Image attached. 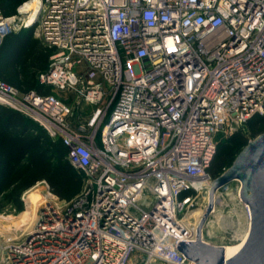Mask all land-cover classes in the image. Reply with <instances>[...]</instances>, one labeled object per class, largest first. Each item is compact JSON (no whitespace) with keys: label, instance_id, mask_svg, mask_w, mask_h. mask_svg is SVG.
Returning a JSON list of instances; mask_svg holds the SVG:
<instances>
[{"label":"built area","instance_id":"1","mask_svg":"<svg viewBox=\"0 0 264 264\" xmlns=\"http://www.w3.org/2000/svg\"><path fill=\"white\" fill-rule=\"evenodd\" d=\"M37 17L52 91L0 80V104L61 139L85 183L2 226L0 264H197L178 244L196 238L217 137L264 115V0H40ZM13 18L0 6V47Z\"/></svg>","mask_w":264,"mask_h":264},{"label":"rangeland","instance_id":"2","mask_svg":"<svg viewBox=\"0 0 264 264\" xmlns=\"http://www.w3.org/2000/svg\"><path fill=\"white\" fill-rule=\"evenodd\" d=\"M30 1L31 0H0V6L4 17L14 16L9 22L8 27L15 36L23 37L30 31L31 27L33 28L32 33H29L31 40L30 48L20 61H9L10 54L8 46L12 44L9 37L6 38L4 45L0 47V80L14 86L21 92L36 87L40 65L48 64L51 56L56 51V49L42 36L39 17H37L31 25L27 26L25 24L24 20L28 16V13L23 11L22 7L26 2ZM54 94L59 96L60 92L54 90ZM94 108L95 105L92 104H83L82 106V109L88 113L92 112ZM79 113L80 110L77 109L76 114ZM234 133H222L217 137L220 150L209 170L212 181L232 166L236 158L249 142L264 133V122L258 126L249 122L244 127V140H234ZM43 181L44 180L39 181L27 189L29 190L27 203L23 201L24 209L22 211H17L10 205H7L0 212V215L19 216L20 213L27 210L29 204L36 207L43 199L44 195H48L49 191L58 198L59 202H65L64 199H61L51 190L46 180L47 184ZM240 188V181L235 180L217 191L216 198L218 201H216L214 211L209 215L204 228V239L207 242L225 246L237 243L241 240L243 233L248 228L250 217L248 205L240 197ZM208 191L207 188L199 190L198 206L195 210H198V208L204 209L205 205L208 204L205 200V195H208ZM9 224L16 225L15 222H9L4 218H0V228L2 226L11 228L8 226ZM133 264L167 263L160 260H153L148 263L145 257L141 260L139 256L134 257Z\"/></svg>","mask_w":264,"mask_h":264},{"label":"trees","instance_id":"3","mask_svg":"<svg viewBox=\"0 0 264 264\" xmlns=\"http://www.w3.org/2000/svg\"><path fill=\"white\" fill-rule=\"evenodd\" d=\"M32 30L31 27L23 37L15 36L13 32L5 37L1 46L7 37L12 41L8 46L9 61H20L29 50ZM49 63L41 64L39 73L46 70ZM29 90L52 91L51 87L41 85L38 77L36 87ZM77 109L79 107L75 111ZM249 122L258 126L264 122V115L250 118L234 133V140H244V127ZM219 150L220 145L213 162ZM67 154L68 147L61 139L52 138L38 123L12 107L0 104V212L7 205L22 211L23 193L42 180H46L51 190L66 202L78 196L84 187L85 173L70 162Z\"/></svg>","mask_w":264,"mask_h":264},{"label":"water","instance_id":"4","mask_svg":"<svg viewBox=\"0 0 264 264\" xmlns=\"http://www.w3.org/2000/svg\"><path fill=\"white\" fill-rule=\"evenodd\" d=\"M235 180L241 183L240 197L249 207L250 225L242 247L227 258L224 245L204 239V228L214 211L217 191ZM178 249L197 264H264V133L249 142L232 166L212 181L196 238L181 241Z\"/></svg>","mask_w":264,"mask_h":264},{"label":"bare ground","instance_id":"5","mask_svg":"<svg viewBox=\"0 0 264 264\" xmlns=\"http://www.w3.org/2000/svg\"><path fill=\"white\" fill-rule=\"evenodd\" d=\"M39 3H40V0H31L30 2H26L23 5V7H22L23 11L28 13V16L24 20L25 24L27 26L31 25L36 20L37 15H38V11H39ZM205 200H206V202H208V195H205ZM26 201H27V199H26ZM216 201H218L217 198H216ZM39 204H40V202L38 203V205ZM38 205H36V207H35L34 205L29 204V207L27 208V210L25 212L20 213L19 216L15 217V216H1L0 215V218H4L9 222H15V224L18 227H21V226L29 223L30 221H32L35 218ZM206 207H207V205H205L204 209L198 208V210L192 211L187 217L188 223L192 224V225H196L200 221V219L202 218ZM249 225H250V222H249ZM249 225H248V228L246 229V231L243 233L241 240L239 242L234 243V244L225 245V253H226L227 258L234 255L242 247V245L245 242L247 235H248ZM8 226L12 227L11 224H9Z\"/></svg>","mask_w":264,"mask_h":264}]
</instances>
